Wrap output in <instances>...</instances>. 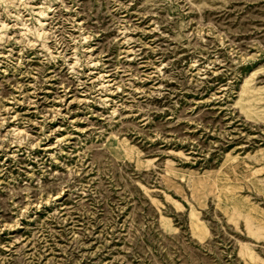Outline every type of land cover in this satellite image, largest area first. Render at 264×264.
Here are the masks:
<instances>
[{
    "label": "rangeland",
    "instance_id": "rangeland-1",
    "mask_svg": "<svg viewBox=\"0 0 264 264\" xmlns=\"http://www.w3.org/2000/svg\"><path fill=\"white\" fill-rule=\"evenodd\" d=\"M0 264H264V0H0Z\"/></svg>",
    "mask_w": 264,
    "mask_h": 264
},
{
    "label": "bare ground",
    "instance_id": "bare-ground-1",
    "mask_svg": "<svg viewBox=\"0 0 264 264\" xmlns=\"http://www.w3.org/2000/svg\"><path fill=\"white\" fill-rule=\"evenodd\" d=\"M43 12H45V11L43 10L42 13H43ZM40 23H41V21H40Z\"/></svg>",
    "mask_w": 264,
    "mask_h": 264
}]
</instances>
